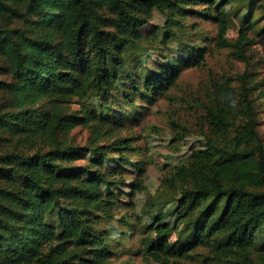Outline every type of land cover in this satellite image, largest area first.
Masks as SVG:
<instances>
[{"label": "trees", "instance_id": "16d2710c", "mask_svg": "<svg viewBox=\"0 0 264 264\" xmlns=\"http://www.w3.org/2000/svg\"><path fill=\"white\" fill-rule=\"evenodd\" d=\"M181 1L186 9L172 10L145 35L157 0H0V76L6 77L0 78V264H106L128 251L123 243L136 229L111 240L101 230L130 215L119 212L124 198L111 185L125 180L126 203L132 206L146 170L141 161L134 163L136 172L125 167L131 158L122 151L134 137L108 144L121 150L120 168H105L104 160L113 157L102 138L138 124L144 109L166 98L183 70L205 67L210 40H194L196 26L185 18L222 27L237 11L234 0ZM261 19L248 21L246 29L264 39V25L255 30ZM185 26L187 34L180 30ZM213 44L232 48L248 65L246 47L254 40L241 31L230 42L217 32ZM151 45L182 55L180 68L140 74L139 59L128 52L143 58ZM239 82L233 91L213 86L208 102L201 103L203 147L166 174L182 198L192 195L197 204L226 201L210 226L190 235L191 244L206 251L207 264H264V137L250 88L243 77ZM89 90L97 106L68 112L64 104L87 99ZM78 126L90 131L82 145L69 138ZM146 207L150 222L142 231L166 228L164 214H153V203ZM187 216L176 214L173 227ZM165 237L157 234L144 252L165 253L164 263L170 264L179 255L165 252Z\"/></svg>", "mask_w": 264, "mask_h": 264}, {"label": "rangeland", "instance_id": "374dc122", "mask_svg": "<svg viewBox=\"0 0 264 264\" xmlns=\"http://www.w3.org/2000/svg\"><path fill=\"white\" fill-rule=\"evenodd\" d=\"M234 1L236 3L234 8L237 11L231 14L226 26L218 27L201 19H184L185 24L196 26V30L192 33L194 40L201 43L210 40L205 67L183 70L176 86L169 90L167 97L158 99L154 104L149 105L147 110L144 109L146 113L138 124L126 126L102 138V144L107 146L105 149L107 156L113 157L104 160L105 168L109 170L120 168V162L116 157L121 150L114 149L108 144L118 137H134L135 141L128 149L122 151L131 158L125 167L136 172L137 165L134 163L141 161L146 170L141 179V188L132 199V206L126 203L130 190L128 183L122 180L119 184L111 185L120 190L124 198L119 203V212L130 215L126 222L115 220L108 226L102 227L103 237L111 240L121 237L132 228L136 231L131 240L123 243V248H128V251L110 258L106 264H166L163 260L165 253L162 255L144 252L145 246L157 234L166 236L165 252L175 251L179 255L177 258H169L170 264H207L202 257L206 251L201 247H194L190 242V235L194 231L210 226L221 213L226 201L197 204L192 195L182 198L176 181H173L171 186L168 185L166 174L171 166L183 161L194 149L203 147V132L206 131V124L205 112L201 106L208 102V94L214 85L220 89L233 91L240 85V77H243L250 88V98L257 111L258 131L264 137V39L255 36L253 30L246 29L248 21L259 18L262 19L255 26V30L264 25V5L251 0ZM187 7L181 0H157L152 20L142 29L144 34L150 35L157 25H162L172 10L181 11ZM225 8L229 10L230 5ZM244 18L246 20H243ZM180 30L185 34L189 31L186 26ZM241 31L246 32L247 36L254 40V44L246 47L248 65L234 55L232 48L216 49L213 44L217 32H220L226 40L233 42ZM128 56L139 59L140 74L174 71L180 68L184 58L179 54L171 55L166 49L152 45L148 47V52L143 58L131 51L128 52ZM0 78L6 77L0 76ZM93 93L89 90V97L83 101L73 97L64 104V107L68 112L76 113L82 106L96 107ZM171 121L184 127L186 131L173 127ZM178 132L182 136L174 139V135ZM89 136V129L78 126L73 129L69 138L74 143L82 145L87 143ZM95 157L102 160L97 155ZM189 188L193 193L194 186L191 182ZM147 202L153 203V214H164L166 228L158 232L155 229L142 231V228L150 222L149 213H146ZM185 211L188 212V216L173 227L174 216Z\"/></svg>", "mask_w": 264, "mask_h": 264}]
</instances>
